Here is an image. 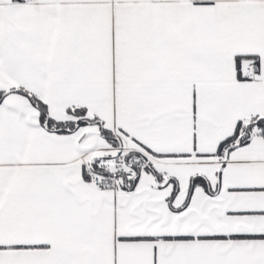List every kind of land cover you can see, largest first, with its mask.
Masks as SVG:
<instances>
[{
	"label": "snow or ice",
	"instance_id": "snow-or-ice-1",
	"mask_svg": "<svg viewBox=\"0 0 264 264\" xmlns=\"http://www.w3.org/2000/svg\"><path fill=\"white\" fill-rule=\"evenodd\" d=\"M0 264H264V0H0Z\"/></svg>",
	"mask_w": 264,
	"mask_h": 264
}]
</instances>
